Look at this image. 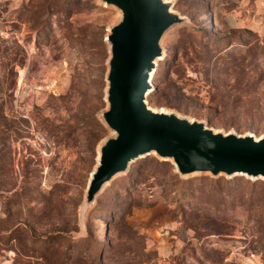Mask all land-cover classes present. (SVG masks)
Here are the masks:
<instances>
[{
	"label": "rangeland",
	"instance_id": "rangeland-1",
	"mask_svg": "<svg viewBox=\"0 0 264 264\" xmlns=\"http://www.w3.org/2000/svg\"><path fill=\"white\" fill-rule=\"evenodd\" d=\"M145 102L264 137V0H165ZM99 0H0V264H264V181L180 178L150 155L78 211L105 109Z\"/></svg>",
	"mask_w": 264,
	"mask_h": 264
},
{
	"label": "water",
	"instance_id": "water-1",
	"mask_svg": "<svg viewBox=\"0 0 264 264\" xmlns=\"http://www.w3.org/2000/svg\"><path fill=\"white\" fill-rule=\"evenodd\" d=\"M118 12L108 29L104 103L97 117L110 133L98 145L78 223L96 196L136 160L153 155L170 162L180 178L244 176L264 181V137L223 134L204 122L174 112L153 110L145 102L161 42L186 23L165 0H99Z\"/></svg>",
	"mask_w": 264,
	"mask_h": 264
}]
</instances>
